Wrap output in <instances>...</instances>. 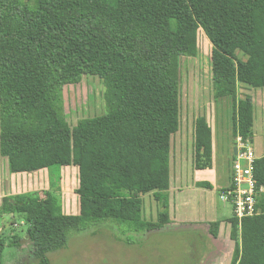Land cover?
Listing matches in <instances>:
<instances>
[{
  "label": "trees",
  "instance_id": "trees-1",
  "mask_svg": "<svg viewBox=\"0 0 264 264\" xmlns=\"http://www.w3.org/2000/svg\"><path fill=\"white\" fill-rule=\"evenodd\" d=\"M200 29L213 44L214 97L233 100L235 136L251 140L254 99H238V90L240 83L264 88V0H0L1 153L11 173L47 169L58 186L62 167L79 169V214L65 213L52 191L2 199L0 216L27 222L39 264H50L48 254L66 248L72 234L110 218L135 233L169 222L181 58L197 56ZM84 75L102 80L106 111L71 128L64 86ZM194 150L197 167L212 164L213 131L204 116ZM255 175L260 190L264 156ZM146 195L161 203L158 221L144 216ZM257 206L258 213L231 219V264H264V190ZM211 227L217 236L219 222ZM6 246L0 230V264Z\"/></svg>",
  "mask_w": 264,
  "mask_h": 264
},
{
  "label": "rangeland",
  "instance_id": "rangeland-1",
  "mask_svg": "<svg viewBox=\"0 0 264 264\" xmlns=\"http://www.w3.org/2000/svg\"><path fill=\"white\" fill-rule=\"evenodd\" d=\"M212 51V42L200 29L197 56L181 58L180 127L172 136L171 144L176 151L178 140L191 141L197 119L204 116L207 121L216 124L218 143L223 146L227 163L233 156L231 146L227 151L228 145L238 143L234 132L235 109L231 98L217 100L214 97ZM238 56L247 59L243 51H239ZM251 90L240 83L238 99L251 94ZM104 92L105 85L95 75H84L79 83L64 86L65 113L71 128L81 118L94 117L106 111ZM260 97L255 104L257 118L264 114V103ZM255 148L258 154L263 153V147L257 144ZM61 171V186L50 183L47 169L35 171L32 176H14L0 150V203L6 195L34 192L45 196L52 191L60 197L65 213L79 214V169L71 165L62 167ZM148 197L147 208L152 198ZM151 203H154L152 199ZM150 208L149 211L154 209L152 205ZM150 216H153L152 213ZM27 226L21 215L6 213L0 216V230L7 244L4 264H39L34 244L27 237ZM125 228V224L110 218L89 231L72 234L66 248L48 254L50 264H199L200 260L209 256L204 248L207 239L201 232L179 229L135 233L123 231ZM17 238L20 242L15 246L12 242ZM127 238H132L133 243L128 244Z\"/></svg>",
  "mask_w": 264,
  "mask_h": 264
},
{
  "label": "crops",
  "instance_id": "crops-1",
  "mask_svg": "<svg viewBox=\"0 0 264 264\" xmlns=\"http://www.w3.org/2000/svg\"><path fill=\"white\" fill-rule=\"evenodd\" d=\"M248 87L252 88L250 92L254 94L255 104L259 95H261L260 99L262 98L261 101L264 103V88ZM254 114L253 135L250 141L254 145L257 157L261 158L264 156V114L261 118H257L256 109ZM208 123L213 131V160L211 165L201 168L196 166L195 135L191 141L181 139L179 142L178 140L176 151L172 146L171 185L168 190L169 222L157 231L184 229L201 232L207 239L204 248H206L209 256L198 263L231 264L236 249V241L231 237V219L234 218L233 206L231 202L222 197V193L233 185V162L237 154H235L234 149L237 145H228L227 151L231 146L233 156L229 159V164L228 162L225 163V151L222 144L218 143L216 124L209 120ZM188 142L191 144L188 145ZM257 144L263 147L262 154H258L255 148ZM33 174L34 172L13 173L14 176H32ZM150 196L146 195L144 216L149 221H158L161 203L151 196L154 203L152 204L151 199H149L147 208V197L150 198ZM151 205L154 209L149 211ZM151 213L153 216H150ZM213 222H219L217 236L211 233V223Z\"/></svg>",
  "mask_w": 264,
  "mask_h": 264
},
{
  "label": "built area",
  "instance_id": "built-area-1",
  "mask_svg": "<svg viewBox=\"0 0 264 264\" xmlns=\"http://www.w3.org/2000/svg\"><path fill=\"white\" fill-rule=\"evenodd\" d=\"M237 154L233 163V185L222 193V197L233 205V214L240 221L258 213L259 191L258 180L255 175L256 161L258 159L250 140L245 141L238 136Z\"/></svg>",
  "mask_w": 264,
  "mask_h": 264
},
{
  "label": "water",
  "instance_id": "water-1",
  "mask_svg": "<svg viewBox=\"0 0 264 264\" xmlns=\"http://www.w3.org/2000/svg\"><path fill=\"white\" fill-rule=\"evenodd\" d=\"M234 151H235V154H236L237 153V147H235ZM260 211H261V209H260Z\"/></svg>",
  "mask_w": 264,
  "mask_h": 264
}]
</instances>
